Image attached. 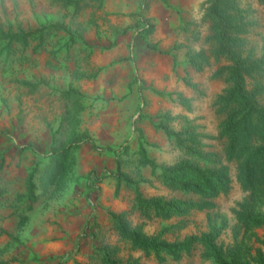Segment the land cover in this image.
<instances>
[{
    "label": "rangeland",
    "instance_id": "rangeland-1",
    "mask_svg": "<svg viewBox=\"0 0 264 264\" xmlns=\"http://www.w3.org/2000/svg\"><path fill=\"white\" fill-rule=\"evenodd\" d=\"M84 1L87 5L75 12L61 0H0V27L5 31L64 22L86 41L73 42L66 33L53 31L35 52L37 40L27 48L16 43L11 50L0 40V261L103 264L99 247L116 245L123 262L138 258L140 264H214L200 244L163 262L131 249L116 231L111 211L127 212L131 224L143 225L150 235L176 225L166 235L169 240L201 234L212 221L225 220L218 239L224 249L241 244L252 247L253 256L258 248L264 250L235 214L248 192L237 180V162L225 158L224 139L219 136L224 116L217 99L229 84L216 71L230 62L212 55L213 30L206 17L209 0H105L103 5L99 0ZM239 1L249 22L243 52L261 59L264 4ZM141 17L154 25L149 39L170 52L148 46L137 26ZM124 29L128 31L123 34ZM194 51L210 57L202 70L189 63ZM257 81L264 84V76L248 77L249 88ZM154 89L174 94L162 96ZM70 90L84 95L82 109L68 97ZM167 111L193 120L205 150L228 165L231 189L210 198L212 205L204 209L169 219H146L135 208L134 188L123 182L117 194L116 173L121 168L135 180L149 178L141 184L147 196H182L138 160L137 127L145 131L149 155L159 164L173 165L183 158L176 143L155 128L157 115ZM171 125L181 129L180 121ZM74 129L88 130L98 148L90 140L74 142ZM36 165L40 167L37 200L28 206L17 197L26 190V179ZM254 232L264 239V226Z\"/></svg>",
    "mask_w": 264,
    "mask_h": 264
},
{
    "label": "trees",
    "instance_id": "trees-1",
    "mask_svg": "<svg viewBox=\"0 0 264 264\" xmlns=\"http://www.w3.org/2000/svg\"><path fill=\"white\" fill-rule=\"evenodd\" d=\"M103 5L105 0H99ZM65 7L74 8L80 12L87 3L84 0H61ZM264 4V0H260ZM206 17L212 24L213 48L212 55L219 59L225 57L230 63L222 65L217 75L225 76L228 86L218 96V111L223 114L219 124V136L224 139L225 158L237 162V180L248 196L240 203L235 214L238 223L247 231H253L256 239L264 244V239L257 236L255 229L264 226V212L261 206L264 203V84L257 81L252 89L248 85V77L264 76V57L252 59L245 55L243 46L246 42L244 34L248 31L249 22L246 20L244 10L239 0H209ZM137 26L149 47L160 52H170L159 47L158 43L149 39L154 25L146 17L137 21ZM53 31H62L76 40L86 42L84 37L64 22L49 23L37 29L20 27L17 31H5L0 27V40L6 41L5 49H13L14 44H23L27 48L31 41L37 40L33 51L37 52L46 40V34ZM128 29H124L123 34ZM210 62V57L203 51L189 53V63L197 70ZM29 86L33 83L26 82ZM195 86L193 83H188ZM154 91L162 96H172L174 93L157 89ZM76 92V93H75ZM68 97L74 99V106L82 109V95L79 91L70 90ZM77 95L78 97H75ZM182 98V95H179ZM185 105L190 108L186 99ZM155 128L162 130L170 140L184 152L183 158L173 165L159 164L149 155L145 131L137 127L138 154L142 166L151 170V175L164 186L179 191L181 197H167L164 195L147 196L141 189V184L150 182L149 178L135 180L130 174L119 168L116 173L117 189L119 194L121 184L134 188L135 208L146 219L159 217L169 219L173 216H183L195 209H204L211 206L210 198L231 189V175L227 164H223L219 156L204 148L201 133L197 125L187 115L177 116L170 111L157 115ZM180 121L181 129L177 130L171 125ZM74 142L80 144L90 140L97 147L88 130L80 132L74 129ZM54 158H56L54 156ZM48 171H51L49 168ZM40 167L36 165L26 179V190L18 194L17 200L22 204L31 206L37 200V175ZM116 231L120 238L129 243L131 249L142 250L147 255H154L158 261L163 262L167 256L180 258L182 251H189L200 244L204 248V256L214 264H264V250L258 248L253 256L251 248L241 244L224 249L218 242L226 221H212L209 230L201 234H192L183 239L169 240L166 235L173 231L176 225L164 227L159 233L150 235L145 232L143 225L133 226L127 218V212H110ZM3 232H6L3 230ZM11 238L14 236L8 233ZM103 264H140L138 258L127 262L121 261L117 254L119 246L105 245L99 247ZM13 261H18L14 259ZM10 261H0L8 264Z\"/></svg>",
    "mask_w": 264,
    "mask_h": 264
}]
</instances>
